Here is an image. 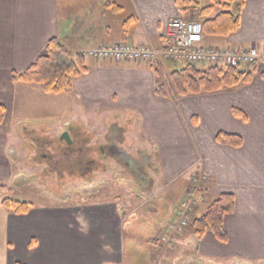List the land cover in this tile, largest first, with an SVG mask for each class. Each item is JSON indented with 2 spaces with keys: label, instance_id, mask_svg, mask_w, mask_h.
Masks as SVG:
<instances>
[{
  "label": "crops",
  "instance_id": "crops-1",
  "mask_svg": "<svg viewBox=\"0 0 264 264\" xmlns=\"http://www.w3.org/2000/svg\"><path fill=\"white\" fill-rule=\"evenodd\" d=\"M197 1L202 7L214 4ZM195 2L190 0L191 7ZM221 11L215 5L211 17ZM176 17L195 19L179 0H0V105L6 107L0 124V185L6 186L14 172L11 126L26 123L19 102H46L53 115L74 110L58 124L128 118L126 132L153 157L147 164L158 165L153 178L138 176L144 200L136 194L123 203L119 195L105 193L80 202H28L32 206L24 213L0 203V264H124L125 220L152 208L161 196L167 213L163 227L153 228L168 231L193 176L205 177V200L190 221L225 193L234 196L235 207L223 218L225 240L210 230L199 236L189 227L178 241L209 264L264 262V0H245L237 30L204 35L205 45L260 50L254 65L239 67L251 73L250 81L231 89L177 95L170 75L188 63L171 60L117 63L87 57V71L61 94L12 78L13 72L28 69L53 38L73 52L115 43L163 49L168 23ZM221 133L239 136L241 144L219 140Z\"/></svg>",
  "mask_w": 264,
  "mask_h": 264
},
{
  "label": "rangeland",
  "instance_id": "rangeland-1",
  "mask_svg": "<svg viewBox=\"0 0 264 264\" xmlns=\"http://www.w3.org/2000/svg\"><path fill=\"white\" fill-rule=\"evenodd\" d=\"M205 1L201 0V2ZM194 20L202 21V18L196 16ZM80 52L72 51L69 56L61 58V61L67 64L75 62ZM19 103L25 108L22 117L26 123L23 126L22 124L11 126L13 137L9 139V146L14 172L4 186L6 192L3 198L9 196L27 202H41V200L57 203L80 202L100 199L103 194L111 193L113 196L122 197L123 203L124 201L130 203L136 194L137 200L145 199L142 177L138 178L137 174L153 178L158 165L152 163V167L148 166L147 161L153 162V157L142 153L145 151L136 145V140L130 133L121 134L117 130L116 125L126 130L128 118L117 116V123L109 120L100 124L95 121L83 123L72 120L66 124H58L62 118L73 116L74 110L69 111L64 108L60 113L53 115L55 112H50L48 105H44L46 102ZM42 104L43 107H40ZM69 123L80 130L88 131L87 133L92 137L88 143H83L70 132L72 148H66L65 140L61 143L63 148H57L59 138L68 129ZM113 127H115L114 132L111 131ZM33 133L36 138L45 137L48 139L46 141L50 140L52 143L49 145L45 141L44 146H39ZM82 157L85 162L89 161L90 169L75 171L73 165ZM128 160H131L132 165L129 166ZM101 189L102 193L96 197L95 192ZM160 199L161 196H158L150 203L154 210L145 208L125 220L123 232L128 247L124 264H209L194 250L191 251L189 246L178 241L177 236L181 235L184 229L174 233L170 224L168 231L165 230L164 233L154 231L153 227L157 224L163 227L162 217L164 218L167 213L165 204ZM229 264H264V262Z\"/></svg>",
  "mask_w": 264,
  "mask_h": 264
},
{
  "label": "trees",
  "instance_id": "trees-1",
  "mask_svg": "<svg viewBox=\"0 0 264 264\" xmlns=\"http://www.w3.org/2000/svg\"><path fill=\"white\" fill-rule=\"evenodd\" d=\"M213 1L214 4L206 7L200 6L197 0L192 7L190 0H179V4L183 7L184 11L192 10L193 17L202 18L203 35L225 36L237 30L245 0H223L222 3ZM217 4L222 7V11L217 16L211 17ZM70 54H72V51H69L57 38H53L46 44L37 60L28 69L23 72H13L12 78L13 80L27 84H40L46 93L61 94L67 92L72 85L73 78L87 71L85 57L81 53H78L75 62L67 64L61 61V58H65ZM250 76L251 73L242 71L240 68L207 64L204 68H200L195 64L188 63L184 69L173 72L170 75L169 81L175 94L187 95L189 93L198 94L201 92H216L223 89H231L249 82ZM5 117L6 107L1 104L0 124L4 122ZM69 126L76 128L75 132L71 130L73 135L75 133L74 137L76 139L83 141V143L90 141L92 136L90 133H87L88 131L80 130V128L70 123L67 124V130H70ZM116 127H118L117 130L121 134L126 132L125 128H120L117 125ZM111 131L114 132L115 127L111 128ZM34 134L33 137L39 143V146H44L45 141L48 139L45 137L36 138ZM218 139L234 145L241 144V138L233 134L221 133ZM46 142L49 145L52 143L50 140ZM61 143L62 140L59 138L57 148H63ZM66 146L67 149L72 148L71 145L67 144ZM128 164L129 166L132 164L131 160H128ZM148 165L152 167V164ZM73 167L76 169L75 171L90 169L89 161L85 162L83 157L79 158ZM69 171H72V169H69ZM5 192V187L0 185V203L6 208L12 209L17 213H24L32 206V203L15 200L9 196L3 198ZM234 207V196L229 193L222 194L209 204L203 215L190 221L184 230L190 227L199 236L210 230L219 239L225 240L226 234L223 228V218L225 214L232 212Z\"/></svg>",
  "mask_w": 264,
  "mask_h": 264
},
{
  "label": "built area",
  "instance_id": "built-area-1",
  "mask_svg": "<svg viewBox=\"0 0 264 264\" xmlns=\"http://www.w3.org/2000/svg\"><path fill=\"white\" fill-rule=\"evenodd\" d=\"M167 44L163 49L149 45L115 43L87 48L80 53L84 57L96 60L148 61L161 63L164 60L185 61L191 64H207L214 66L254 65L260 58L257 47H221L203 43V26L200 20L173 18L166 31ZM204 176H193L186 199L177 212V219L172 223L174 233L181 232L189 223V216L204 200Z\"/></svg>",
  "mask_w": 264,
  "mask_h": 264
},
{
  "label": "water",
  "instance_id": "water-1",
  "mask_svg": "<svg viewBox=\"0 0 264 264\" xmlns=\"http://www.w3.org/2000/svg\"><path fill=\"white\" fill-rule=\"evenodd\" d=\"M60 139L61 140H65L67 142L68 145H71L72 144V139H71V136H70V133L68 130L64 131L61 136H60Z\"/></svg>",
  "mask_w": 264,
  "mask_h": 264
},
{
  "label": "flooded vegetation",
  "instance_id": "flooded-vegetation-1",
  "mask_svg": "<svg viewBox=\"0 0 264 264\" xmlns=\"http://www.w3.org/2000/svg\"><path fill=\"white\" fill-rule=\"evenodd\" d=\"M69 129H70V130H68L69 132H71V130H72L73 132L76 131V128H75V127H70V126H69ZM74 135H75V133H74Z\"/></svg>",
  "mask_w": 264,
  "mask_h": 264
}]
</instances>
